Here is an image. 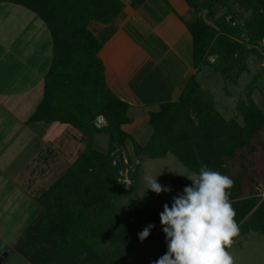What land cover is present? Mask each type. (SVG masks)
Masks as SVG:
<instances>
[{
  "label": "trees",
  "instance_id": "obj_1",
  "mask_svg": "<svg viewBox=\"0 0 264 264\" xmlns=\"http://www.w3.org/2000/svg\"><path fill=\"white\" fill-rule=\"evenodd\" d=\"M10 1L40 16L53 37L54 56L45 78V96L31 120L68 123L81 131L87 141L77 160L37 196L44 210L17 242L16 249L32 264H120L124 250L115 245L117 238L139 237L149 224L154 227L145 241H159L167 248L160 214L146 205H135L125 214L117 207L125 190L118 181L124 164L118 159L116 148L129 136L122 126L134 121L129 114L132 104L123 96V88L108 79L105 64L99 57L106 40L90 27V22L110 24L123 11L124 3L121 0ZM185 1L189 17L184 19L174 13L190 32L194 71L175 97L174 85L166 77L164 83L169 87L166 98H160L158 110L149 112L153 131L140 150L149 158L172 152L188 170L198 174L202 164L221 171L238 150L255 148L252 140L264 126V110L251 96L254 78L247 86L245 97L237 103L239 115L225 120L215 108L213 94L202 88L197 75L204 65H210L236 83L248 70V57L260 54L256 46L264 39V0ZM223 8L227 12L213 23L199 14L203 10L212 19ZM245 12L248 16L244 20ZM228 16L243 19L244 23L232 25ZM210 56H216V61L211 62ZM141 71H137L127 87L137 97L149 92L151 87L145 67ZM135 99L148 101V98ZM99 116L106 120L104 126L95 124ZM100 133L109 136L106 152L94 143V137ZM231 179L236 182L235 178ZM234 188L235 185L230 189L231 201ZM249 199L257 198L250 196L243 200L250 208L256 202ZM239 205L232 203L237 212ZM242 218L235 216L239 233L264 231V200L250 218L241 221Z\"/></svg>",
  "mask_w": 264,
  "mask_h": 264
},
{
  "label": "crops",
  "instance_id": "obj_2",
  "mask_svg": "<svg viewBox=\"0 0 264 264\" xmlns=\"http://www.w3.org/2000/svg\"><path fill=\"white\" fill-rule=\"evenodd\" d=\"M122 2L123 11L110 24L90 22V27L106 40L99 57L108 79L123 88V96L131 102L130 112L138 104L155 109L160 98H166V77L174 85L175 97L182 89L184 77L187 80L194 70L192 38L185 23L167 10L163 0ZM175 11L184 18L176 8ZM53 56V37L46 22L27 7L1 0L0 257H5L1 264H32L20 254L16 244L44 210L37 191L48 188L59 176L60 135L69 124L31 120L44 99L45 78ZM142 67L150 75L151 87L137 97L127 87ZM71 136L68 134V138ZM46 148L51 153L47 159ZM46 164L50 166L48 172ZM263 240L264 235L249 238L246 243L254 241L259 245Z\"/></svg>",
  "mask_w": 264,
  "mask_h": 264
},
{
  "label": "rangeland",
  "instance_id": "obj_3",
  "mask_svg": "<svg viewBox=\"0 0 264 264\" xmlns=\"http://www.w3.org/2000/svg\"><path fill=\"white\" fill-rule=\"evenodd\" d=\"M123 1L128 2L129 0ZM163 1L166 4L164 5L168 8H166L167 10L174 13L176 8L182 13L184 18L187 19L189 17L187 13L188 5L185 0ZM147 7L146 5L145 8ZM226 12L227 9L223 8L217 12L212 19L207 18L203 10L199 14L209 23H213L218 16ZM240 13H243V10H241ZM247 14L248 13L245 12L243 16L244 20L247 18ZM227 20L230 21L232 25L244 23L243 19L234 20L231 16H228ZM256 49L260 54H251L248 57V70L242 73L236 83L214 71L210 65H204L201 69L202 71L198 72L197 76L202 88L210 90L213 94L215 108L225 120L239 115L237 103L240 98L245 97L249 91V87L247 86L254 78L256 80L250 87L252 90L251 96L264 110V39L256 46ZM209 60L215 62L216 56H210ZM191 73L188 74V78ZM187 80L186 77H184L182 87ZM158 109V106H156L155 109L151 106L141 104L133 106L129 114L133 117L134 121L122 126L124 132L129 135L116 148L118 151V159H121L124 164L118 181L122 184L125 193L117 201V207L122 214H125L135 205H146L157 214H160L165 204H172V198L174 196L182 195L186 186H192L193 181L188 177L191 176L195 178L198 175V173L188 170L172 152H168L164 157L149 158L140 150V148L146 144L153 131V127L149 123V110L154 111ZM95 124L99 127L104 126L106 120L103 116H99L95 120ZM63 128L64 131L60 135L62 141L61 154L57 157L59 163H61V168L59 176L54 180L52 179V184L67 171L75 160H77L87 144L86 137L81 131L70 124L69 127H66L67 129L65 127ZM73 131L76 138L75 144H73L74 142L71 136ZM68 134H70V138H68ZM68 141H70V143ZM94 143L100 150L106 152L109 146L108 134H96ZM252 145L255 146V148L253 147L254 149L244 146V149L238 150L233 157L226 161L222 167L223 169L218 171L221 174L236 179L234 183L235 192L231 193L233 199L232 201L230 199V201L231 203H237V206L240 202L242 203V206L239 205L240 208L238 212L237 209H235L236 215L238 217H243L241 221L250 218L261 201L264 200V126L260 130V133L253 138ZM45 155L46 159L51 155L47 148ZM54 155H57V153H54ZM55 164H57V160H55ZM48 171H50L49 164L46 168V172ZM54 174H56V168ZM145 175L157 176V182L162 187L170 188L171 191L156 194L151 189H146L147 184L143 179ZM46 189L37 191L36 195L39 197V194L43 193ZM250 196H254L257 199L254 201L249 199L256 202L254 205L250 202L249 204H252V206L249 208V205L244 204L243 200L245 201V199ZM42 201H44V199H42ZM54 209H52V211H54ZM262 235H264V231L254 229L252 231L240 232L238 236L234 238V243L229 249L231 255L234 257V264H264V240L259 245L254 244V241L246 243V240L249 238L260 237ZM129 240L131 242H129ZM115 242V245H119V247L124 250L122 254H120V264H153L154 261L166 254L168 250L165 248L164 244L159 241L144 240L141 242L139 237H133L131 239L130 236H121V238H117ZM244 245H246L245 248H243ZM111 248L114 249L113 245ZM113 255L112 257L117 256V254Z\"/></svg>",
  "mask_w": 264,
  "mask_h": 264
},
{
  "label": "clouds",
  "instance_id": "obj_4",
  "mask_svg": "<svg viewBox=\"0 0 264 264\" xmlns=\"http://www.w3.org/2000/svg\"><path fill=\"white\" fill-rule=\"evenodd\" d=\"M157 177V176H156ZM156 177L145 175L146 189L156 194L170 192ZM192 186L172 198L171 207L163 206L160 222L166 235L167 252L153 264H234L229 249L239 234L236 211L230 201L234 181L227 175L202 164ZM154 225L140 232L143 242Z\"/></svg>",
  "mask_w": 264,
  "mask_h": 264
},
{
  "label": "water",
  "instance_id": "obj_5",
  "mask_svg": "<svg viewBox=\"0 0 264 264\" xmlns=\"http://www.w3.org/2000/svg\"><path fill=\"white\" fill-rule=\"evenodd\" d=\"M4 258H5L4 256L0 257V264L4 260Z\"/></svg>",
  "mask_w": 264,
  "mask_h": 264
}]
</instances>
